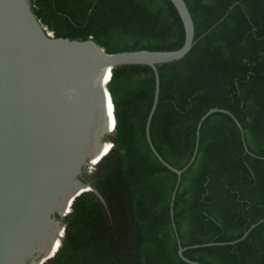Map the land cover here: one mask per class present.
Here are the masks:
<instances>
[{"label":"trees","instance_id":"1","mask_svg":"<svg viewBox=\"0 0 264 264\" xmlns=\"http://www.w3.org/2000/svg\"><path fill=\"white\" fill-rule=\"evenodd\" d=\"M55 38L93 40L107 53L176 51L185 27L170 0H29ZM195 24L192 50L158 66L160 98L150 134L177 175L153 154L146 123L155 94L147 66L113 69L107 87L116 128L111 152L82 180L99 194L78 197L59 220L65 236L44 264H264V0H185ZM107 84V83H106ZM106 87V85H105ZM234 118L241 124L237 126ZM248 151H247V150ZM59 236V235H58Z\"/></svg>","mask_w":264,"mask_h":264},{"label":"water","instance_id":"2","mask_svg":"<svg viewBox=\"0 0 264 264\" xmlns=\"http://www.w3.org/2000/svg\"><path fill=\"white\" fill-rule=\"evenodd\" d=\"M170 1L185 27L180 49L107 53L93 40L50 35L29 0H0V264H44L52 259L66 230L58 217L64 218L81 195L99 196L82 177L114 146L109 139L117 122L115 118L113 130L112 103L107 96L111 94L103 83L107 73L110 82L118 67L147 66L154 72L146 138L155 157L177 175L170 201L174 221L177 191L197 157L204 121L213 113L231 114L213 109L200 119L193 156L183 169L168 164L154 147L150 127L160 98L158 66L182 60L195 41V24L185 0ZM233 119L244 136L241 124ZM262 222L236 241L191 248L238 244ZM173 227L180 258L188 264H203L184 256L189 248L182 247L174 222Z\"/></svg>","mask_w":264,"mask_h":264},{"label":"bare ground","instance_id":"3","mask_svg":"<svg viewBox=\"0 0 264 264\" xmlns=\"http://www.w3.org/2000/svg\"><path fill=\"white\" fill-rule=\"evenodd\" d=\"M109 73H107V75H106V78L104 79V83H103V85L105 86H107V84H108V78H109ZM107 83V84H106ZM108 97H109V99H110V101H111V103H112V99H111V96L110 95H107ZM112 120H113V130H114V127H115V117H114V107H113V103H112ZM109 150L110 149H108V150H105V151H102V152H99L98 154H99V156H101V155H103V154H106L107 152H109ZM98 159V158H97ZM97 159H96V161H94V163H96L97 162ZM60 236H62V233L60 232L59 233V237ZM59 247V242H57L56 243V245H55V248H54V251L57 249Z\"/></svg>","mask_w":264,"mask_h":264},{"label":"built area","instance_id":"4","mask_svg":"<svg viewBox=\"0 0 264 264\" xmlns=\"http://www.w3.org/2000/svg\"><path fill=\"white\" fill-rule=\"evenodd\" d=\"M46 30H47V28H46ZM47 31L49 32L50 35L54 36L53 32H50L49 30H47Z\"/></svg>","mask_w":264,"mask_h":264},{"label":"rangeland","instance_id":"5","mask_svg":"<svg viewBox=\"0 0 264 264\" xmlns=\"http://www.w3.org/2000/svg\"><path fill=\"white\" fill-rule=\"evenodd\" d=\"M87 171H89V170H87Z\"/></svg>","mask_w":264,"mask_h":264},{"label":"flooded vegetation","instance_id":"6","mask_svg":"<svg viewBox=\"0 0 264 264\" xmlns=\"http://www.w3.org/2000/svg\"><path fill=\"white\" fill-rule=\"evenodd\" d=\"M86 172V171H85Z\"/></svg>","mask_w":264,"mask_h":264}]
</instances>
